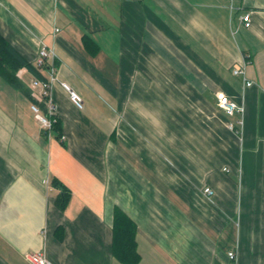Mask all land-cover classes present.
Segmentation results:
<instances>
[{
	"label": "crops",
	"instance_id": "obj_1",
	"mask_svg": "<svg viewBox=\"0 0 264 264\" xmlns=\"http://www.w3.org/2000/svg\"><path fill=\"white\" fill-rule=\"evenodd\" d=\"M0 34L33 64L54 48L59 122L1 93L0 264H127L115 210L135 264H264V0H0Z\"/></svg>",
	"mask_w": 264,
	"mask_h": 264
},
{
	"label": "built area",
	"instance_id": "obj_2",
	"mask_svg": "<svg viewBox=\"0 0 264 264\" xmlns=\"http://www.w3.org/2000/svg\"><path fill=\"white\" fill-rule=\"evenodd\" d=\"M239 22L242 23L245 27L250 25L249 13H245L239 16ZM56 54L53 47H49L45 44H42L35 58L34 64L42 71L46 70L45 77L43 79L37 78L31 75V79L28 85L30 97L32 99L30 103V110L33 112L35 119L40 124L42 131L49 137L52 135L53 123L57 120L56 118V105L53 103L51 97V88L56 78V69L54 60ZM25 71V70H24ZM233 74L239 75L244 74L243 64L236 66L232 69ZM245 79V78H244ZM246 84H251V81H246ZM60 86L63 90L68 93L70 101L78 108H81L83 105V100L81 96L74 91L70 85L66 82H60ZM216 105L221 109L225 115L231 117L236 112L243 111V106L237 103L235 100L231 99L225 94H221L217 97ZM242 124V120L238 121ZM228 127L234 129L233 123L229 122ZM236 131V130H235ZM236 132H239L237 130ZM206 194H211L212 191L210 188H204ZM228 257L231 260L235 259V253L230 250L228 252ZM24 259L29 264H53L43 252H26L24 254Z\"/></svg>",
	"mask_w": 264,
	"mask_h": 264
},
{
	"label": "trees",
	"instance_id": "obj_3",
	"mask_svg": "<svg viewBox=\"0 0 264 264\" xmlns=\"http://www.w3.org/2000/svg\"><path fill=\"white\" fill-rule=\"evenodd\" d=\"M22 69L37 78L43 79L45 77L44 73L35 64L27 60L0 34V78L8 85L23 94H28L30 97L29 89L17 74ZM52 128L54 132L59 130L58 120L53 123ZM67 199L68 195L63 190L57 197V203L59 206H63ZM113 251L122 262L127 264H135L138 259V253L135 249L133 222L119 210L114 212Z\"/></svg>",
	"mask_w": 264,
	"mask_h": 264
},
{
	"label": "rangeland",
	"instance_id": "obj_4",
	"mask_svg": "<svg viewBox=\"0 0 264 264\" xmlns=\"http://www.w3.org/2000/svg\"><path fill=\"white\" fill-rule=\"evenodd\" d=\"M19 76V78L20 79H22V75H20V72H18L17 73ZM31 79V78H30ZM29 82H30V80H29ZM29 82H28V85H29ZM27 83V82H26ZM25 83V84H26ZM14 91H16L15 90V88H13V87H11L10 85H8L6 82H4V80H2L1 78H0V96L2 97V94L1 93H3V94H9V93H13ZM19 97H20V99L22 100V99H24L21 95H19ZM4 98L5 99H9V97H7V96H4ZM22 104H23V106H27V103L25 102V101H23L22 100ZM57 118V117H56ZM58 120V119H57ZM54 132V131H53Z\"/></svg>",
	"mask_w": 264,
	"mask_h": 264
},
{
	"label": "bare ground",
	"instance_id": "obj_5",
	"mask_svg": "<svg viewBox=\"0 0 264 264\" xmlns=\"http://www.w3.org/2000/svg\"><path fill=\"white\" fill-rule=\"evenodd\" d=\"M238 114H240V113H238ZM239 118V117H238Z\"/></svg>",
	"mask_w": 264,
	"mask_h": 264
}]
</instances>
